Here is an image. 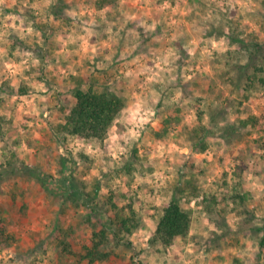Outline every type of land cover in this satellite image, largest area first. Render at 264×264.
I'll list each match as a JSON object with an SVG mask.
<instances>
[{"label": "rangeland", "instance_id": "1", "mask_svg": "<svg viewBox=\"0 0 264 264\" xmlns=\"http://www.w3.org/2000/svg\"><path fill=\"white\" fill-rule=\"evenodd\" d=\"M263 63L264 0H0V264H88L103 226L94 264H264ZM82 78L125 101L102 141L64 129Z\"/></svg>", "mask_w": 264, "mask_h": 264}, {"label": "trees", "instance_id": "2", "mask_svg": "<svg viewBox=\"0 0 264 264\" xmlns=\"http://www.w3.org/2000/svg\"><path fill=\"white\" fill-rule=\"evenodd\" d=\"M120 0H97L98 8L106 6L115 7ZM54 14L59 15L60 12L54 11ZM264 63L261 67H255L252 73L255 79H259L264 83ZM84 78L80 79L76 86L72 89V95L75 98V104L70 109L66 116L64 129L72 136L84 140H97L102 141L108 130L114 124L115 120L121 115L125 107V101L122 97L111 91H97L92 85L85 86ZM251 123L257 126L255 119ZM247 121H243V125H247ZM2 135V127L0 123V136ZM205 146L200 147L199 151L204 150ZM69 177H63V185L66 188L67 194L75 198L78 194L76 186L72 183L69 185ZM238 196V195H237ZM243 200V196H238ZM203 202L209 205V199L203 198ZM118 222L120 229L125 228L129 231L127 219H117L112 221ZM191 224L190 212L183 209L177 200H172L163 210L162 215L158 221L155 231L156 241L164 245H170L177 237H186ZM116 235L115 229L112 228ZM13 238L7 234L3 227H0V243L2 241L8 242ZM108 240L107 230L105 226L98 232H94L92 239V247L86 249L84 257L88 260V264L102 260L104 251L102 247Z\"/></svg>", "mask_w": 264, "mask_h": 264}]
</instances>
